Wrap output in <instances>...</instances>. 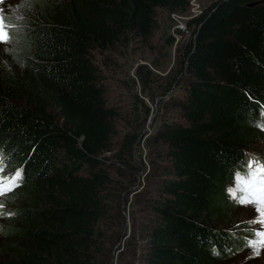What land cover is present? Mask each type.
I'll list each match as a JSON object with an SVG mask.
<instances>
[{"label": "trees", "instance_id": "obj_1", "mask_svg": "<svg viewBox=\"0 0 264 264\" xmlns=\"http://www.w3.org/2000/svg\"><path fill=\"white\" fill-rule=\"evenodd\" d=\"M189 2H23L5 47L12 69L0 61V171L26 172L8 198L17 200L14 209L0 214V264L103 259L106 220L121 187L115 177L134 171L129 160L140 133L133 128L118 138L119 115L92 53L145 42L158 10L183 14ZM185 24L190 36L166 85L182 84L167 106L180 120L164 122L153 136L162 160L156 196L146 199L131 264H213L221 239L232 245L228 233L204 225L224 215L234 167L247 163L246 151L264 130V0H213Z\"/></svg>", "mask_w": 264, "mask_h": 264}, {"label": "rangeland", "instance_id": "obj_2", "mask_svg": "<svg viewBox=\"0 0 264 264\" xmlns=\"http://www.w3.org/2000/svg\"><path fill=\"white\" fill-rule=\"evenodd\" d=\"M24 1L26 0H0V23L9 30V34L19 25L21 15L18 12H21L19 8ZM212 1L190 0L189 9L183 14L158 10L155 29L145 42L131 40L115 52L92 53L107 102L119 115L116 131L118 138L121 139L129 129H132V132L133 128L140 133L138 141L132 147L129 160V166L136 174L134 175V171L122 170V176L115 177L121 187L111 204L112 211L106 220L105 228L109 229L106 231L105 253L99 264H131V261L138 258L139 234L147 215L144 205L146 199L156 196L155 181L158 177L154 174L158 173L156 167L159 165L156 162L162 161L161 157L156 156V151L161 147L153 142V136L164 122L180 120L178 112L175 109H167V106L169 101L181 94L182 84L169 89H166V85L170 81L169 76H173L176 70L177 50L180 52L190 36V30L185 23L205 10ZM7 44L8 42L0 43V61H3L8 69H12L11 65H7ZM169 106L171 107V104ZM262 127L264 129L263 121ZM260 131H263L262 135L256 137L251 148L246 151V162L254 156L264 161V130ZM3 178L10 176L0 171V179ZM126 186L130 192L125 195L122 187ZM18 188L19 186L0 196V202L3 204L0 214L14 209L17 200L12 199L13 203H9L8 198ZM233 190L236 191V197L230 195ZM242 195L243 193L235 187V181L230 182L223 192L224 215L204 225L216 232L223 231L222 235L228 233L226 237L232 243L229 245L226 239H221L225 250L222 248L220 252L217 247L216 251H213V264H264V245L257 243L261 239L257 233L264 232V225L250 222L260 214L255 205L237 202ZM229 231L232 236L238 235L241 239L235 242L230 240ZM117 232L121 238L118 236V240H115ZM253 244L256 246H251ZM257 248L259 255H256ZM220 254L224 256L220 257Z\"/></svg>", "mask_w": 264, "mask_h": 264}, {"label": "snow or ice", "instance_id": "obj_3", "mask_svg": "<svg viewBox=\"0 0 264 264\" xmlns=\"http://www.w3.org/2000/svg\"><path fill=\"white\" fill-rule=\"evenodd\" d=\"M10 40L8 30L0 23V43H7ZM264 115V113H262ZM6 157L4 150L0 148V165H3ZM246 169V170H242ZM26 170L21 168L15 172V175L10 178L0 179V196L5 195L7 192L12 191L23 180ZM235 187L238 188L243 195L238 199L241 204H253L256 206V211L259 212V217L251 223H260L264 225V161L259 157L254 156L248 161L247 165L239 162L234 167ZM231 196L236 197V191L230 193ZM0 208H3L0 202ZM11 215V213H9ZM261 239L257 242L264 245V232H258ZM255 247L256 245H251ZM256 255H259L257 248Z\"/></svg>", "mask_w": 264, "mask_h": 264}, {"label": "water", "instance_id": "obj_4", "mask_svg": "<svg viewBox=\"0 0 264 264\" xmlns=\"http://www.w3.org/2000/svg\"><path fill=\"white\" fill-rule=\"evenodd\" d=\"M250 6H253V5H250Z\"/></svg>", "mask_w": 264, "mask_h": 264}]
</instances>
